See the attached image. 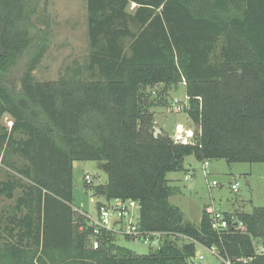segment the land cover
<instances>
[{
  "label": "trees",
  "instance_id": "1",
  "mask_svg": "<svg viewBox=\"0 0 264 264\" xmlns=\"http://www.w3.org/2000/svg\"><path fill=\"white\" fill-rule=\"evenodd\" d=\"M34 1L0 0V119L11 121L0 124L8 171L0 196L14 199L0 214V264H192L198 244L234 264H264L256 252L264 205L225 212L243 227L216 231L211 205L197 223L184 218L170 202L180 190L167 179L189 169V156L264 162V0H85L84 62L55 80L26 71L17 88L9 71L30 44ZM181 82L182 110L196 126L188 144L162 128L154 136L151 110ZM73 161L105 173L104 182L84 181L96 203L137 201L138 229L163 232L160 246L138 254L103 230L91 248V228L72 204Z\"/></svg>",
  "mask_w": 264,
  "mask_h": 264
},
{
  "label": "rangeland",
  "instance_id": "2",
  "mask_svg": "<svg viewBox=\"0 0 264 264\" xmlns=\"http://www.w3.org/2000/svg\"><path fill=\"white\" fill-rule=\"evenodd\" d=\"M34 2L33 12L27 15L30 44L9 71L17 88L26 71L33 81L55 80L64 72L65 67L82 64L88 54L85 0ZM37 55L38 59L34 60ZM165 96V103L151 108L155 127L160 130L163 127L170 135L177 125L195 130L196 126L190 122L183 110H177L171 105L172 99H182L185 96L184 82L169 88ZM10 123L7 115L1 117V125L9 127ZM15 159L20 163L18 158ZM207 163L205 174L203 162L189 156L186 158V166L189 168L186 172L167 173L169 184L180 190L170 197V202L181 209L186 220L196 223L204 205H211L221 212H250L253 207L264 205V162L228 163L224 159H212ZM7 173V169L0 165V179L4 180ZM84 174H89L94 183L104 182L106 175L94 161H79L73 166L72 204L94 215L96 198L85 191ZM213 180L217 184L212 185ZM234 182L238 184L236 191L231 189ZM19 193L17 190L15 196ZM13 205L14 199L0 196V214ZM117 228L122 229L124 226ZM115 243L138 254H147L152 247L142 239L126 238L122 232H116ZM197 249H201L204 255L201 263L210 264L215 260L204 249Z\"/></svg>",
  "mask_w": 264,
  "mask_h": 264
},
{
  "label": "built area",
  "instance_id": "3",
  "mask_svg": "<svg viewBox=\"0 0 264 264\" xmlns=\"http://www.w3.org/2000/svg\"><path fill=\"white\" fill-rule=\"evenodd\" d=\"M186 100V95L183 99H174L173 106L177 110H182ZM171 137L175 142L184 144L192 143L194 130L189 127L177 125ZM207 165V161H204L203 171L205 174ZM84 181L87 184H91L93 182L92 177L89 174H84ZM215 184H217V182L213 180L212 185ZM231 189L236 191L238 189V184L236 182L232 183ZM90 200L93 202L92 198H90ZM73 208L76 213L85 218L86 224L91 228L89 244L93 249L99 247L103 230L110 231L115 234L116 232H122L125 236L127 235L131 238L142 239L144 242H149L153 247L152 249L160 246L163 232L154 231L142 233L138 229L137 220L139 217V204L133 199L115 197L107 201L102 200L100 203L95 202L94 215L80 206H73ZM230 225L234 228H242L243 221L235 215H226L225 212L215 210L214 208L212 209L211 226L214 230L221 231L227 229ZM117 226H124V228L118 229ZM82 228L83 225H79V229ZM183 238L190 239L187 236H183ZM197 247L204 249L215 258V260L210 264H234L233 260L227 256L221 255L214 246L207 247L205 245L198 244ZM256 252L264 253V244L259 242L256 243ZM203 258L204 255L202 254L201 249H196L192 264H203L200 261L203 260Z\"/></svg>",
  "mask_w": 264,
  "mask_h": 264
},
{
  "label": "water",
  "instance_id": "4",
  "mask_svg": "<svg viewBox=\"0 0 264 264\" xmlns=\"http://www.w3.org/2000/svg\"><path fill=\"white\" fill-rule=\"evenodd\" d=\"M154 129H155L154 136H156L158 133H160L161 130L159 128H157V127H155ZM75 165H76V162L73 161V166H75Z\"/></svg>",
  "mask_w": 264,
  "mask_h": 264
},
{
  "label": "crops",
  "instance_id": "5",
  "mask_svg": "<svg viewBox=\"0 0 264 264\" xmlns=\"http://www.w3.org/2000/svg\"><path fill=\"white\" fill-rule=\"evenodd\" d=\"M162 128H163V127H162ZM163 130H164V129H163ZM189 166H191V164H190V163H189ZM210 173H211V172H210ZM198 220H199V219H198ZM198 220H197V222H198ZM197 222H196V223H197Z\"/></svg>",
  "mask_w": 264,
  "mask_h": 264
},
{
  "label": "clouds",
  "instance_id": "6",
  "mask_svg": "<svg viewBox=\"0 0 264 264\" xmlns=\"http://www.w3.org/2000/svg\"><path fill=\"white\" fill-rule=\"evenodd\" d=\"M11 125V124H10Z\"/></svg>",
  "mask_w": 264,
  "mask_h": 264
}]
</instances>
